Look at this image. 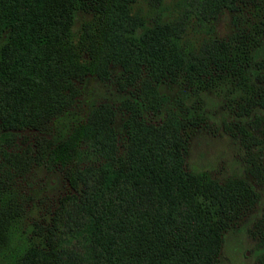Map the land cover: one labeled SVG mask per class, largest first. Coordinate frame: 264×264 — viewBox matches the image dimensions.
Listing matches in <instances>:
<instances>
[{
    "label": "trees",
    "instance_id": "16d2710c",
    "mask_svg": "<svg viewBox=\"0 0 264 264\" xmlns=\"http://www.w3.org/2000/svg\"><path fill=\"white\" fill-rule=\"evenodd\" d=\"M162 1L0 0V264L219 260L224 219L252 189L240 178L219 184L183 161L180 128L197 118L186 100L206 87L185 34L203 30L221 62L252 60L241 40L247 30L264 35V0H195L175 20L150 24L141 4L160 6L162 16ZM225 9L235 27L227 39L216 34ZM260 49L264 39L250 53ZM112 65L121 82L135 83L116 111L90 120L71 101L54 111L60 90L71 94L78 81L81 95L88 76L106 78ZM171 83L179 87L169 101L163 85ZM256 104L264 106V90ZM115 139L129 148L124 156ZM101 158L106 165L94 167ZM110 168L118 174L105 185ZM58 173L75 191L37 220L28 186L34 175Z\"/></svg>",
    "mask_w": 264,
    "mask_h": 264
},
{
    "label": "rangeland",
    "instance_id": "374dc122",
    "mask_svg": "<svg viewBox=\"0 0 264 264\" xmlns=\"http://www.w3.org/2000/svg\"><path fill=\"white\" fill-rule=\"evenodd\" d=\"M141 7L147 22L154 24L153 16H159L164 25L171 19L175 20L183 9H195V0H163L162 16L160 6L153 7L144 2ZM234 29L231 12L225 9L218 16L216 34L227 39ZM185 35L193 37L196 70L206 87L186 100L197 118L195 123L189 122L180 128V142L185 147L182 150L180 146L183 161L188 169L219 184L240 178L252 189L250 196L237 205V210L224 219L226 226L216 264H264V106L256 104L259 94L264 90V49L250 53L254 45L264 39V35L262 32L253 35L247 30L241 41L243 48L247 49V57L252 60L243 62L241 58L236 60L234 57L232 64L221 62L218 55L209 54L208 34L203 30L188 29ZM119 69H114L112 65L106 78L102 75L88 76V85L82 86L81 95L77 92L78 81L69 85L71 94L69 90H64V93L60 90L57 97L54 96V111L60 112L70 101L74 103L71 108L73 112L81 116L88 115L90 120L116 111L123 97L131 91L135 93V83L121 82L117 73ZM48 73L44 69L36 72L42 77H48ZM131 74L135 76L133 71ZM55 77L61 85L57 72ZM73 86H76L74 90ZM178 87L175 83L163 85L170 95L169 101L176 96ZM115 122L120 124L119 118ZM260 138V143L254 142ZM128 150L127 146L122 147L115 139V154L124 156L123 153ZM98 165H106V160L101 158L94 167ZM127 173L128 170L119 173L120 179H126ZM117 174L115 168L107 169L104 184L112 183ZM129 175L135 176V172ZM53 179L51 181L41 174L34 175L33 183L28 186L29 192L35 195L30 212L39 218L37 220L52 217L58 210L61 198L75 191L73 183L63 178V175L58 173V178Z\"/></svg>",
    "mask_w": 264,
    "mask_h": 264
}]
</instances>
